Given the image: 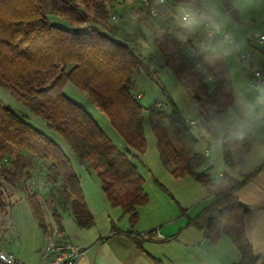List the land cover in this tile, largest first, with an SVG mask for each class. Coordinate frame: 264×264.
Segmentation results:
<instances>
[{
	"label": "trees",
	"instance_id": "trees-1",
	"mask_svg": "<svg viewBox=\"0 0 264 264\" xmlns=\"http://www.w3.org/2000/svg\"><path fill=\"white\" fill-rule=\"evenodd\" d=\"M115 1L0 0V86L42 119L74 157L90 164L108 205L121 210L131 229L138 222V209L149 202L136 165L137 157L147 150L145 115L155 139L157 156L170 175L174 179H192L215 197L190 224L203 231L211 243L217 242L221 235L228 237L240 255L235 264H264V256L254 258L244 236L243 218L248 209L233 196L239 184L227 177L211 179L202 172L207 160L196 152L197 139L192 128L171 100L168 122L176 133L177 145L169 138L166 117L162 109L156 107L157 103L145 107L140 102L141 97L137 98L131 91L132 78L143 70V65L132 51L137 44L136 37L107 23L111 15L109 7L113 8ZM217 1L232 19L239 20L232 1ZM176 4L192 8L196 20L200 11L194 2L184 0H166V4L157 6L163 22L170 27L174 25L178 35L186 37L181 28L186 23L181 21L182 15H177ZM51 16L59 18L68 28L51 24ZM194 39L195 36L187 38L193 55H180L179 67L173 70L178 77L189 72L187 86L205 123L228 109L233 97L222 55L200 52ZM160 53L164 65L168 66L164 53ZM67 85L83 92L107 118L125 144L126 152L112 144L83 108L66 98ZM232 143L230 138L222 141L223 161L227 166L232 164ZM6 162L8 164L3 165ZM35 162L47 164L43 181L52 186L50 194L48 192L52 206L50 217L60 232L58 206L69 209L79 229L92 227L93 216L85 205L79 180L66 155L0 100V216L9 206L8 189L16 188L22 177L28 180ZM155 185L166 192L158 182L155 181ZM26 199L40 230L46 234L48 227L39 198L34 193H26ZM153 234L150 232L145 237L129 233L127 236L142 249V240L150 239Z\"/></svg>",
	"mask_w": 264,
	"mask_h": 264
},
{
	"label": "crops",
	"instance_id": "crops-1",
	"mask_svg": "<svg viewBox=\"0 0 264 264\" xmlns=\"http://www.w3.org/2000/svg\"><path fill=\"white\" fill-rule=\"evenodd\" d=\"M230 1L239 14L238 21L232 19L217 0L194 3L207 19L229 33L236 45H230L221 38L207 39L192 12L191 21L183 30L186 37L189 35L188 38H191L190 32L193 30L202 34L206 43L200 44L201 51L210 52L209 47L214 53L222 55L233 97L229 108L235 109L242 120L239 124L225 123L223 114L228 108L205 122L211 131H206L207 134L204 129H197L194 118L188 122L196 123V128H192L197 139L196 152L207 160L202 172L211 179L227 177L239 184L233 196L248 209L243 218L244 236L254 258H260L264 256V93L251 87L250 79L242 74V69L244 67L249 73H264V42L247 41L254 34L264 37V0ZM182 6L185 5L176 4L177 11H184ZM240 54L247 56L244 64L239 60ZM181 115L185 118L183 113ZM210 124H216L217 127L214 129ZM170 127L178 144L174 128ZM224 138L233 141L230 146L232 164L229 166L223 161ZM149 147L137 157V161L153 174L155 181L166 192L154 187L152 179H143V190L149 202L138 209L139 219L133 229L120 209L108 205L100 181L98 190L93 193L84 191L79 181L85 205L94 219L92 227L79 229L67 207L58 206L56 209L61 220L62 237L84 251L77 264L237 263L240 255L228 237L221 235L217 242L211 243L203 231L190 224L214 202L215 197L192 179H174ZM150 232L154 234L150 239L142 240V249L136 247L127 236L132 233L146 237ZM42 235L40 254L46 243V234ZM170 238L173 239L170 242L159 241ZM0 252L12 254L2 248ZM37 264H40V260Z\"/></svg>",
	"mask_w": 264,
	"mask_h": 264
},
{
	"label": "rangeland",
	"instance_id": "rangeland-1",
	"mask_svg": "<svg viewBox=\"0 0 264 264\" xmlns=\"http://www.w3.org/2000/svg\"><path fill=\"white\" fill-rule=\"evenodd\" d=\"M184 1L201 2L202 0ZM156 3L157 0H153V4ZM184 9L187 10L185 7ZM185 10L177 11V9H175L179 17ZM109 11L115 16L116 20L112 21L110 17V22H107L108 24L116 25L123 32L136 37L137 44L132 47V51L140 58L143 70L134 74L130 89L134 96H137V98L141 97L140 102L143 106L147 107L152 103H157V105L161 106L160 108L166 117L165 126L169 138L171 142L176 145L177 141L175 134L168 122V116L170 114L169 100L176 105L180 113L184 114L187 121L191 118L196 120L198 130L201 129L200 122L203 121L196 104L192 100L191 88L187 86L189 72L185 71L178 77L173 70V68L179 67L180 55L186 53L184 50L185 47H190L187 43L189 35L187 34V37L184 38L179 36L177 32L178 28L174 27V25L171 26L172 30L169 31L162 19H155L149 15L147 9L141 5L140 0H116L114 7H109ZM50 22L51 24L68 28L65 23L54 16H51ZM174 24L177 23L175 22ZM187 24L188 22L186 25ZM184 27L185 25L181 26L182 29H185ZM190 33H192V35H190L191 38L195 36L194 43L195 45L197 44L198 47H200V44L206 43V39L203 38L202 34L194 30ZM159 50L164 53L169 63L168 66L164 65V58ZM208 50L213 52V49L209 47ZM64 95L68 100L83 108L91 116L101 131L111 140L116 148L123 152L127 151L125 144L110 127L107 118L99 112L83 92L72 85H67L64 90ZM0 100L23 122L45 135L62 150L70 161L73 171L83 186L84 191L86 190V192L93 193L98 190L99 180L96 173L90 167V164L88 162H81L74 157L64 141L53 133L42 119L33 115L23 104L16 101L8 90L1 86ZM143 125L147 146H150L149 148L154 150V155L157 158L155 139L150 131L145 115ZM192 130V132H194V129ZM7 164V162L3 163V165ZM136 165L142 179H152L151 183L155 187L156 178L152 176L153 174L147 169H144L138 161ZM46 168L47 164L35 162L29 179L25 180V178L22 177L21 182L18 183L16 188L11 187L8 189L9 198L8 200L6 199V202L9 206L6 213L0 216V248L10 251L16 258H19L22 264L39 263L40 250L43 245L42 231L26 199V193L33 194V190L30 188L31 179H40L42 183L45 184L47 191L43 200L46 207L40 203V199L39 203L45 218H48L47 212L50 213V216L52 214V206L48 202L47 196L50 194L52 186L43 181L47 173ZM47 233L48 231H46V235Z\"/></svg>",
	"mask_w": 264,
	"mask_h": 264
},
{
	"label": "built area",
	"instance_id": "built-area-1",
	"mask_svg": "<svg viewBox=\"0 0 264 264\" xmlns=\"http://www.w3.org/2000/svg\"><path fill=\"white\" fill-rule=\"evenodd\" d=\"M141 5L147 9L150 16L155 19H161L157 6L161 4H166V0H157L156 4H153V0H140ZM191 12L194 13L193 9L185 10L181 16V21L187 23L191 19ZM111 20L115 21V16L111 14ZM199 25L202 29L203 35L210 40L223 39L230 45H236L235 39L227 32L223 31L215 24H213L209 19H207L201 12L198 13ZM168 30H172L170 26H166ZM184 38V37H183ZM248 42H264L263 36H258L256 34L251 35L247 38ZM185 51L187 55H193V50L186 46ZM239 60L241 63H245L247 56L240 54ZM242 74L250 79V85L253 89H256L264 93V73L262 71H254L249 73L244 67L242 69ZM140 97V96H138ZM160 108V105H157ZM191 128H196V123L193 121L188 122ZM33 193L40 202L45 206L44 195L46 194L45 184L42 183L40 179H31V187ZM46 207V206H45ZM48 213V220H46V225L48 227L46 235V243L40 254V264H77L80 258L84 255V251L75 247L70 242L66 241L62 235L57 225L50 217ZM0 263L2 264H22L13 254L0 252Z\"/></svg>",
	"mask_w": 264,
	"mask_h": 264
},
{
	"label": "clouds",
	"instance_id": "clouds-1",
	"mask_svg": "<svg viewBox=\"0 0 264 264\" xmlns=\"http://www.w3.org/2000/svg\"><path fill=\"white\" fill-rule=\"evenodd\" d=\"M223 120L225 123H236L239 124L242 120V117L236 112L235 109L229 108L224 114H223ZM210 127H213L214 129L217 127L216 124H210Z\"/></svg>",
	"mask_w": 264,
	"mask_h": 264
},
{
	"label": "water",
	"instance_id": "water-1",
	"mask_svg": "<svg viewBox=\"0 0 264 264\" xmlns=\"http://www.w3.org/2000/svg\"><path fill=\"white\" fill-rule=\"evenodd\" d=\"M200 126L205 131L211 132L210 129H209V127L203 121L200 122Z\"/></svg>",
	"mask_w": 264,
	"mask_h": 264
}]
</instances>
